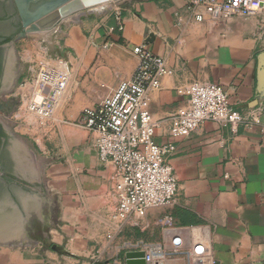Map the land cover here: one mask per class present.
Returning <instances> with one entry per match:
<instances>
[{
  "label": "crops",
  "instance_id": "obj_1",
  "mask_svg": "<svg viewBox=\"0 0 264 264\" xmlns=\"http://www.w3.org/2000/svg\"><path fill=\"white\" fill-rule=\"evenodd\" d=\"M188 2H136L120 12L122 29L114 32L110 18L69 22L62 31L71 74L65 101H74L76 111L93 107L132 75L133 47L146 45L165 59L172 74L149 100L159 125L156 141L177 148L170 159L178 180L175 204L150 211L138 227H122L112 167L99 160L95 136L83 130L82 148L69 163L46 161L50 170L39 168V228L24 224L18 244L0 243V264H122L126 247L136 242L124 241V231L147 229L159 211L183 234L205 228L214 264H264V10L197 23ZM111 42L115 46L106 48ZM193 83L221 85L247 121H208L189 137L174 138L172 118L187 106L179 91Z\"/></svg>",
  "mask_w": 264,
  "mask_h": 264
},
{
  "label": "built area",
  "instance_id": "obj_2",
  "mask_svg": "<svg viewBox=\"0 0 264 264\" xmlns=\"http://www.w3.org/2000/svg\"><path fill=\"white\" fill-rule=\"evenodd\" d=\"M187 8L194 21L202 23L206 16L220 20L255 17L263 12L264 0H189ZM114 19L117 27L112 32L122 29L121 13ZM113 46L111 42L106 48ZM132 53L138 60L132 75L93 107L83 110L80 117V127L95 136L99 160L112 167L119 197L116 218L122 227L140 226L150 211L174 205L178 194V180L170 162L177 148L173 143L156 141L159 125L153 119L149 100V92L159 89L161 80L172 71L165 59L146 45L133 47ZM70 78L66 62L43 63L30 93L29 109L39 118H50ZM179 93L187 97V106L172 118L174 138H187L208 121L224 126L247 121L230 105L221 85L193 83ZM171 221L170 216L163 221L170 226L167 230L174 231L165 243H132L126 247L121 263L126 264L127 252L142 251L144 264H214L205 228L191 227L189 234H183Z\"/></svg>",
  "mask_w": 264,
  "mask_h": 264
},
{
  "label": "rangeland",
  "instance_id": "obj_3",
  "mask_svg": "<svg viewBox=\"0 0 264 264\" xmlns=\"http://www.w3.org/2000/svg\"><path fill=\"white\" fill-rule=\"evenodd\" d=\"M132 1L134 0H124L119 6H113L107 14L90 18L92 20L114 19V16L118 12L127 9L123 7ZM66 25L65 22H60L55 31L44 37H35V33L32 32L33 36L30 32L13 45L15 52L12 54L10 66H17L19 76L14 81L11 91L2 95L3 98L9 99L10 108L5 107V110H0V116L6 115V110L10 112L9 118L13 133L19 143L27 149L25 156H22L23 160L21 158V162L24 163V160L27 162L31 158L33 165L30 167L34 166L31 172L33 177L37 175L39 168L48 171L52 165L69 163L73 153L82 148L80 141L83 138L81 132H84V129L80 127L82 112L76 111L74 101L69 100L67 103L65 95L58 110L48 119L39 118L29 109L28 105L30 93L34 82L38 78L42 64L53 65L59 61L66 62V58L69 57V50L64 47L62 32ZM9 71H11V68ZM10 78H7L8 82L6 80L8 84ZM8 86L5 84V87ZM46 161L49 164L51 163V166L48 165L47 167ZM166 217L167 214L163 211L151 215L149 218L150 226L147 229H126L123 240L126 242L165 243L169 237L166 230L170 227L164 225L163 221ZM38 219L39 215L38 217H32L30 220L33 227L39 228Z\"/></svg>",
  "mask_w": 264,
  "mask_h": 264
},
{
  "label": "flooded vegetation",
  "instance_id": "obj_4",
  "mask_svg": "<svg viewBox=\"0 0 264 264\" xmlns=\"http://www.w3.org/2000/svg\"><path fill=\"white\" fill-rule=\"evenodd\" d=\"M21 14L15 0H0V43L6 38H12L8 43H4L3 67L0 81V110L10 108L9 99L3 98V93H9L13 87L6 85L5 77L11 68L10 73L16 74L15 80L19 76L17 66L11 65L12 60L10 44L14 38L23 31ZM6 115L0 116V215L3 213L15 216L17 223L14 224V233L16 236L12 241L18 244L21 236V215L26 218V212L23 207V201L27 195L37 196L41 199L43 182L37 175L33 180L25 178L21 171V158L26 154V147L19 143L16 135L13 133L10 120V112L6 110ZM22 145V146H21ZM23 160V158H22ZM25 162V160L23 161ZM45 198V197H43ZM38 217L37 207L31 211V217L27 223L32 226V217ZM5 239L0 238V243Z\"/></svg>",
  "mask_w": 264,
  "mask_h": 264
},
{
  "label": "water",
  "instance_id": "obj_5",
  "mask_svg": "<svg viewBox=\"0 0 264 264\" xmlns=\"http://www.w3.org/2000/svg\"><path fill=\"white\" fill-rule=\"evenodd\" d=\"M18 6V9L21 14L23 31L16 38L10 46L14 45L18 42L22 37L26 36L30 32H38L40 29H51L54 25H56L63 16L72 14L77 12L83 7L90 5L94 0H15ZM143 1V0H139ZM79 5H82L79 8ZM87 17H82V21ZM11 56L14 54V47L11 48ZM261 58L264 60V54L261 55ZM16 74H12L10 78V83H6L7 75L5 77L6 85H12L15 81ZM28 158V157H27ZM29 160V159H28ZM25 163L24 166L21 165V171L25 178L29 180H33L32 167L30 164ZM37 201V196L27 195L24 199L23 207L26 212V218L21 215L22 225L27 224L30 217L31 211L35 208V204ZM27 202L31 203V206L28 207ZM33 206V207H32ZM16 231L13 236L6 238L5 242L9 241L10 243L15 244L12 240L14 236H16ZM9 244V243H8ZM144 252H127L125 254L126 264H144Z\"/></svg>",
  "mask_w": 264,
  "mask_h": 264
},
{
  "label": "bare ground",
  "instance_id": "obj_6",
  "mask_svg": "<svg viewBox=\"0 0 264 264\" xmlns=\"http://www.w3.org/2000/svg\"><path fill=\"white\" fill-rule=\"evenodd\" d=\"M124 1V0H94L90 5L83 7V9L74 12L72 14L63 16L60 21L54 25L51 29H40L38 32H33L35 33V37H44L45 35H47L48 33L55 31V29L57 28V26L59 25L60 22H65V23H69V22H75V23H79L82 22V17H93V16H100V15H104L107 14V12L114 6L117 7L119 6V4ZM136 2H139V0H134L132 2H130L127 6H124L123 8H127V7H131L132 5H134ZM82 5H79L76 8L81 7ZM32 34V32H31ZM34 36V34H32ZM12 74L9 73L7 74V78L11 77ZM7 80V79H6ZM8 82V80H7ZM6 82V83H7ZM70 83V81H69ZM69 87V84H68ZM67 87V89H68ZM67 93V90L65 92V94L59 99L57 102V105L55 107V111L58 110V108L60 107V103L63 101V98L65 97ZM25 163H27L26 161L24 163H22V166L25 165ZM29 163V162H28ZM30 164V163H29ZM31 166V164H30ZM30 202H27L28 207L30 206ZM17 218H15V216L3 213L2 215H0V238L2 239H6L9 238L11 236H13L14 231H13V227L14 224L17 223ZM21 242V241H20Z\"/></svg>",
  "mask_w": 264,
  "mask_h": 264
},
{
  "label": "trees",
  "instance_id": "obj_7",
  "mask_svg": "<svg viewBox=\"0 0 264 264\" xmlns=\"http://www.w3.org/2000/svg\"><path fill=\"white\" fill-rule=\"evenodd\" d=\"M12 40V38H6L3 42L0 43V81L2 76V67H3V55H4V49L2 48V45L4 43H8Z\"/></svg>",
  "mask_w": 264,
  "mask_h": 264
}]
</instances>
